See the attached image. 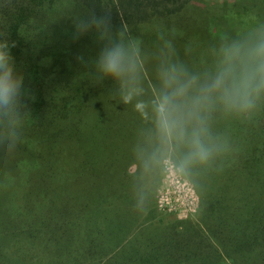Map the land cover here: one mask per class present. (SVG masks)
Segmentation results:
<instances>
[{
  "label": "trees",
  "instance_id": "16d2710c",
  "mask_svg": "<svg viewBox=\"0 0 264 264\" xmlns=\"http://www.w3.org/2000/svg\"><path fill=\"white\" fill-rule=\"evenodd\" d=\"M216 1L0 0V38L15 42L30 110L25 143L4 162L0 264H264V113L230 125L237 151L222 171L186 178L196 217L164 221L160 177L146 185L139 178L141 118L113 100L111 79H87L102 46L95 31L73 35L72 16L92 11L110 13L114 29L123 25L149 52L158 31L175 42L201 18L216 41L264 22V0ZM146 83L154 85L151 65ZM141 192L147 215L134 209Z\"/></svg>",
  "mask_w": 264,
  "mask_h": 264
},
{
  "label": "clouds",
  "instance_id": "9594fccd",
  "mask_svg": "<svg viewBox=\"0 0 264 264\" xmlns=\"http://www.w3.org/2000/svg\"><path fill=\"white\" fill-rule=\"evenodd\" d=\"M72 19L74 39L94 30L102 45L87 79L93 84L111 79L113 100L132 105L141 118L133 148L142 184L169 171L182 178L222 171L237 151L230 125L250 124L264 113V22L223 34L206 48L203 65L193 69L164 31H158V44L149 52L123 25L114 29L110 13L92 11ZM14 46L0 38V162L25 143L30 112ZM77 59L88 64L82 56ZM147 65L153 86L146 83ZM150 206L143 192L134 200L142 215Z\"/></svg>",
  "mask_w": 264,
  "mask_h": 264
},
{
  "label": "rangeland",
  "instance_id": "374dc122",
  "mask_svg": "<svg viewBox=\"0 0 264 264\" xmlns=\"http://www.w3.org/2000/svg\"><path fill=\"white\" fill-rule=\"evenodd\" d=\"M204 22L205 19L201 18L198 19L199 26L196 24L186 26L182 30L181 37L173 42L180 58L190 65L203 64L206 59L204 55L206 48L216 41L212 38L207 39L203 29ZM6 168L7 165L0 162V184L5 181ZM34 186H37V184L33 180L32 188ZM155 200L160 217L164 221H169L175 217L195 218L197 215L198 196L193 185L186 178H182L172 171L160 177Z\"/></svg>",
  "mask_w": 264,
  "mask_h": 264
}]
</instances>
